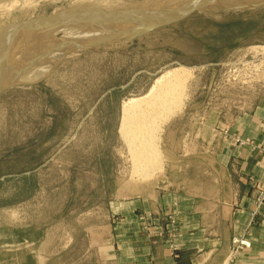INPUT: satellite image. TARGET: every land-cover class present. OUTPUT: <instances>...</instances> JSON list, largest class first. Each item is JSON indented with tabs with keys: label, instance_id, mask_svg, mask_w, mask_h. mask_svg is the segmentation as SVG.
<instances>
[{
	"label": "rangeland",
	"instance_id": "374dc122",
	"mask_svg": "<svg viewBox=\"0 0 264 264\" xmlns=\"http://www.w3.org/2000/svg\"><path fill=\"white\" fill-rule=\"evenodd\" d=\"M212 1L0 0V264H147L145 243L180 251V177L207 160L167 152V124L239 101L250 110L264 97V0L236 9ZM141 5L153 10L141 16L153 19L147 26L117 24L115 12ZM58 14L71 16L22 38L48 40L34 46L38 55L15 53L24 25ZM175 68L191 74L187 98L163 126L161 170L143 178L120 134L122 106ZM246 189L254 203L245 226L228 245L201 249L196 264H264V177Z\"/></svg>",
	"mask_w": 264,
	"mask_h": 264
},
{
	"label": "crops",
	"instance_id": "0c3cea01",
	"mask_svg": "<svg viewBox=\"0 0 264 264\" xmlns=\"http://www.w3.org/2000/svg\"><path fill=\"white\" fill-rule=\"evenodd\" d=\"M247 106L239 101L235 110L208 107L206 111H184L167 124V152H188L194 159L207 161L196 166V176L180 177L188 185L183 188L186 193L176 196V212L181 218L180 251L174 254L165 245L145 243L147 264H196L201 249L215 248L223 239L228 245L231 232L245 226L254 203V194L246 192V185L264 177V158L259 150L260 145L264 146V97L250 110ZM185 121H190L188 128ZM179 132L180 142L176 140ZM179 161L177 157L169 163L176 165ZM156 212L159 216V210ZM223 231H227L226 238ZM200 258L202 255L197 261Z\"/></svg>",
	"mask_w": 264,
	"mask_h": 264
},
{
	"label": "bare ground",
	"instance_id": "6f19581e",
	"mask_svg": "<svg viewBox=\"0 0 264 264\" xmlns=\"http://www.w3.org/2000/svg\"><path fill=\"white\" fill-rule=\"evenodd\" d=\"M250 1L251 0H248L246 2L237 0H213L210 4L224 5L227 9H236L242 7L243 4L249 3ZM153 2L154 1H152V4H154ZM198 7L199 5L193 6L190 9L195 10V8ZM144 9L145 8L143 7V5H141V8L131 7L115 12L116 14H113V17L116 19H120V22L117 24L125 25L136 23L139 25L147 26L150 22H152L151 20L153 19H143L141 16L149 15L153 10L146 11ZM190 9H188V12L191 11ZM133 14L136 16V18H132ZM70 16L71 15L68 14H58L53 17L40 19L39 22L26 24L24 25L26 26L25 29L21 26V28H23V31L20 28L19 30H21L22 33L20 32L19 35L15 36L17 39L16 44L14 45L15 53L18 54L19 51L25 53L27 51L31 52V50L34 49V46L38 43H43V45L48 43L47 39H43L42 41H39V39L25 41L22 38L24 37L26 30H28L29 28L35 29L36 27L41 26L45 23L53 22L59 19H66ZM139 17L142 19H138ZM99 18L104 19L98 20H105L106 15H102ZM132 19L134 20L132 21ZM170 20L171 19L167 18L161 21H157L152 26L135 30V34H143L156 27L157 25L164 24L165 22H168ZM44 26L46 27V25ZM103 27L105 26L103 25L102 28ZM122 27L119 26V30L117 28V33L121 32V29H123V32L125 31V29H131L129 26ZM105 28L107 29V27ZM127 33H129L130 35L134 34H132V32ZM41 48L42 46L40 47L39 45V48L34 49V51H32L34 53L32 54L38 55V53H40L39 49ZM3 49L4 51L7 50L6 48ZM1 51L3 50L0 46V55L2 53ZM7 53L10 55L8 51ZM12 55H14V53H12ZM1 62L2 60L0 59V63ZM190 76V72L184 70L183 68L172 69L163 74L146 95L130 99L122 106L120 134L122 135L124 143L126 144V148L128 151L127 154H129L130 160L134 165L136 173H138L139 175H143V178L144 176L150 177L152 174H155L156 172L161 170L163 159L162 152L160 150V140L161 134L163 132V126L169 120V118L183 109L185 100L187 98V84L190 80Z\"/></svg>",
	"mask_w": 264,
	"mask_h": 264
},
{
	"label": "water",
	"instance_id": "95a60500",
	"mask_svg": "<svg viewBox=\"0 0 264 264\" xmlns=\"http://www.w3.org/2000/svg\"><path fill=\"white\" fill-rule=\"evenodd\" d=\"M203 7H198L197 9H195L194 11H197V10H200L202 9ZM179 19V18H178ZM178 19H174V20H178Z\"/></svg>",
	"mask_w": 264,
	"mask_h": 264
},
{
	"label": "built area",
	"instance_id": "2783aa9c",
	"mask_svg": "<svg viewBox=\"0 0 264 264\" xmlns=\"http://www.w3.org/2000/svg\"><path fill=\"white\" fill-rule=\"evenodd\" d=\"M243 66V65H242Z\"/></svg>",
	"mask_w": 264,
	"mask_h": 264
}]
</instances>
